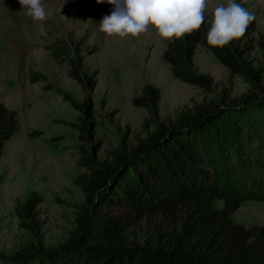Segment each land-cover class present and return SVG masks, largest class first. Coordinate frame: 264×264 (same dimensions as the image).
<instances>
[{"label": "rangeland", "instance_id": "1", "mask_svg": "<svg viewBox=\"0 0 264 264\" xmlns=\"http://www.w3.org/2000/svg\"><path fill=\"white\" fill-rule=\"evenodd\" d=\"M236 2L256 17L246 64L259 72L258 87L199 45L193 69L214 79L206 92L174 76L162 57L169 42L151 26L139 39L102 33L101 21L114 10L107 2L43 0L50 15L37 22L19 0H0V102L19 117L0 161V264L39 242L53 251L70 240L77 215L86 206L77 184L88 173L86 158L104 162L126 132L129 143L138 144L154 130L155 125L146 124L148 111L132 103L149 84L161 91L159 122L205 99L232 106L207 143L209 180L223 196L216 202L218 208L227 200L247 198L233 220L246 227L264 226V104L240 105L242 97H262L264 91V54L259 46L264 0ZM227 3L212 0L206 18L211 21L214 8ZM80 60L82 76L96 81L90 95L70 76L71 64ZM67 97L80 105L91 99L90 116L74 109ZM34 191L43 202L29 230L21 227L15 209ZM130 215L137 219L131 232L136 240L153 234L154 221L139 219L136 212Z\"/></svg>", "mask_w": 264, "mask_h": 264}, {"label": "trees", "instance_id": "2", "mask_svg": "<svg viewBox=\"0 0 264 264\" xmlns=\"http://www.w3.org/2000/svg\"><path fill=\"white\" fill-rule=\"evenodd\" d=\"M210 22L205 18L201 30L167 44L162 57L174 76L211 91L213 77L193 69L196 51L203 45L233 74L258 87L259 72L246 64L256 32L255 20L241 41H233L223 49L207 43ZM259 46L264 54V32ZM81 63L71 64L70 76L90 95L96 81L92 76H82ZM262 93V97H242L240 105H263ZM142 94L132 103L148 111L146 124L155 128L138 144H130L126 132L120 146L104 162L86 158L83 164L88 173L77 182L86 206L77 215V229L70 240L53 251L39 242L10 258L8 264H264V226L246 227L233 220L249 199L227 200L220 209L216 202L223 196L209 180L207 143L232 106L225 108L218 99H205L184 107L174 119L159 122L160 89L149 84ZM222 95L226 97L225 92ZM67 99L74 109L90 116L91 99L81 105ZM18 124V113L0 102V161L5 143L13 138ZM42 202L41 194L34 191L24 205L16 207L21 227L32 230L30 222ZM120 208L126 211L119 212ZM132 212L138 213L139 219L154 221L150 237L138 241L132 235L137 223L131 218Z\"/></svg>", "mask_w": 264, "mask_h": 264}, {"label": "clouds", "instance_id": "3", "mask_svg": "<svg viewBox=\"0 0 264 264\" xmlns=\"http://www.w3.org/2000/svg\"><path fill=\"white\" fill-rule=\"evenodd\" d=\"M111 4L114 10L103 18L100 31L108 37L139 39L150 26L164 41L175 42L201 30L212 0H97ZM33 21L45 22L49 12L43 0H19ZM256 19L236 0L218 5L207 32V43L223 49L233 41H241L248 26Z\"/></svg>", "mask_w": 264, "mask_h": 264}]
</instances>
